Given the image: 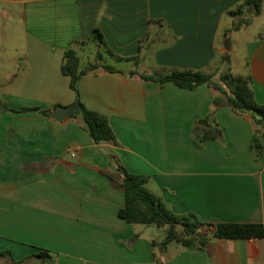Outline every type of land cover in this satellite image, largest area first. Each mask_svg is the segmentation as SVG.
<instances>
[{"label":"crops","instance_id":"obj_1","mask_svg":"<svg viewBox=\"0 0 264 264\" xmlns=\"http://www.w3.org/2000/svg\"><path fill=\"white\" fill-rule=\"evenodd\" d=\"M244 1L0 0V96L8 107L0 105V252L11 253L0 264H264V238L210 237L203 252L173 243L160 253L151 243L165 235L147 236L117 215L125 195L115 159L150 177L147 188L177 215L264 226V127L254 160L253 115L223 107L215 115L223 143L198 148L193 127L213 110L207 85L161 87L129 75L214 73L225 54H237L233 43L226 52L222 24L251 18L238 31L255 35L240 37L241 57L230 67L250 78L264 106V0L258 16L250 8L231 16ZM94 29L103 44L89 42ZM87 46L128 63L120 74L98 69L79 83L81 102L107 118L115 142L96 145L79 119L53 117L75 102L62 73L65 52L82 60ZM26 107L51 115L16 112ZM41 249L54 261L35 257Z\"/></svg>","mask_w":264,"mask_h":264},{"label":"trees","instance_id":"obj_2","mask_svg":"<svg viewBox=\"0 0 264 264\" xmlns=\"http://www.w3.org/2000/svg\"><path fill=\"white\" fill-rule=\"evenodd\" d=\"M262 3L263 0H245L229 14L231 16H242L244 10L250 8L252 15L258 16L261 12ZM250 24L251 18L240 19L233 26V30L238 31ZM104 41L102 32L99 29H94L89 42L100 45ZM222 65V68L214 73L174 69L166 74L132 71L129 75L139 76L144 83L157 84L161 87L170 83L181 89L194 90L198 86L207 85L213 94V110L206 118L197 121L193 127L192 141L198 148H202L208 141L223 143V135L215 117L216 111L220 108L227 107L237 114L251 113L255 125L251 142V154L254 160H258L263 153L261 141L263 132L261 128L264 127V121L259 122L257 117L264 112V106L256 102L250 78L235 75L232 72L229 54L223 56ZM98 69H102L109 74L121 73L112 66L104 64L100 54H97L94 63H90L86 68H81V60L77 52L73 49H68L65 52L62 73L70 79V88L75 93L74 105L78 111L74 118L83 123L84 129L96 145L103 141H116L107 118L100 113L89 110L80 99L79 83L81 79ZM0 105L8 110L1 96ZM16 112L51 115L50 111L43 110L41 107H26ZM109 160L113 162V156H109ZM114 165L121 178L119 188L125 195V205L118 211V217L131 225L166 227L167 231L164 238L151 243L153 249L157 248L160 253L167 252L168 247L173 243L187 250L203 252L210 237L227 240H260L264 238V226L262 224H212L199 219L192 213L177 215L166 205L162 198L147 188L150 177L129 173L122 165L117 163L116 159ZM10 256V252H0V258ZM35 257L46 263L53 262L55 255L50 251L41 249L35 254ZM12 261L13 264L16 263L14 260Z\"/></svg>","mask_w":264,"mask_h":264},{"label":"rangeland","instance_id":"obj_3","mask_svg":"<svg viewBox=\"0 0 264 264\" xmlns=\"http://www.w3.org/2000/svg\"><path fill=\"white\" fill-rule=\"evenodd\" d=\"M228 30L230 32L228 38L230 39V45H231V48H232V43H233V46H234V50L237 51V54L236 55H233L231 56V52L229 53V58H230V62H236L238 60H240V57H241V52H240V46H241V41L239 42V39L240 37L244 36L245 38L247 37H252L253 35H255V32H252L250 34H247V32H239V31H234L233 30V25L232 23H230V25H226L225 22L222 24V27H221V30ZM224 32H221L220 34V39L223 37L224 35ZM226 39H223V44L226 42ZM97 54H100L102 56V62L104 64H107V65H110L112 66L113 68H115L116 70H120V69H126L127 68V65L128 63L127 62H124V61H119L111 56H109V54L106 53V51L103 49V48H95L94 46H87L80 54L81 56V68H86L90 63H94L95 62V59H96V56ZM233 63V64H234ZM151 61H148L147 63L144 64V66H146L147 68H149L151 66ZM240 70V66H235L233 68V71L235 73L239 72ZM171 72V70L169 69H162L161 70V73L162 74H166V73H169ZM79 117V115H77ZM140 229L143 230V232L147 235V236H150L151 234H154V233H158V234H161V235H165V229H167L166 227H163V228H157L155 226H146V225H141L140 224ZM148 229H151V230H148Z\"/></svg>","mask_w":264,"mask_h":264},{"label":"water","instance_id":"obj_4","mask_svg":"<svg viewBox=\"0 0 264 264\" xmlns=\"http://www.w3.org/2000/svg\"><path fill=\"white\" fill-rule=\"evenodd\" d=\"M224 48H225L226 52L230 51L231 45H230V39L229 38L226 39V42L224 43ZM77 111L78 110H77V107L75 105H70L68 107L57 106L53 110V117L58 121H62L64 119L75 117L77 114ZM257 120L259 122L264 121V112L259 114V116L257 117Z\"/></svg>","mask_w":264,"mask_h":264}]
</instances>
